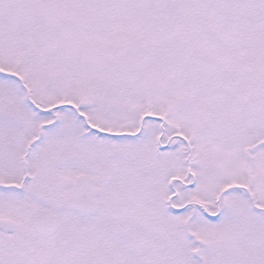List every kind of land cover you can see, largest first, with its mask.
I'll return each mask as SVG.
<instances>
[{
	"label": "snow or ice",
	"instance_id": "1",
	"mask_svg": "<svg viewBox=\"0 0 264 264\" xmlns=\"http://www.w3.org/2000/svg\"><path fill=\"white\" fill-rule=\"evenodd\" d=\"M0 264H264V0H0Z\"/></svg>",
	"mask_w": 264,
	"mask_h": 264
}]
</instances>
